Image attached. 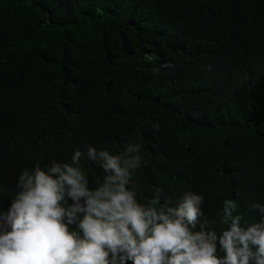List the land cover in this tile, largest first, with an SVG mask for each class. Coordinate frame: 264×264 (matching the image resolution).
Wrapping results in <instances>:
<instances>
[{"label": "trees", "instance_id": "trees-1", "mask_svg": "<svg viewBox=\"0 0 264 264\" xmlns=\"http://www.w3.org/2000/svg\"><path fill=\"white\" fill-rule=\"evenodd\" d=\"M129 141L141 197L264 203V0H0V206L22 169Z\"/></svg>", "mask_w": 264, "mask_h": 264}, {"label": "clouds", "instance_id": "clouds-1", "mask_svg": "<svg viewBox=\"0 0 264 264\" xmlns=\"http://www.w3.org/2000/svg\"><path fill=\"white\" fill-rule=\"evenodd\" d=\"M142 148L84 143L22 169L0 206V264H264V203H247L246 218L234 198L209 216L203 192L141 197Z\"/></svg>", "mask_w": 264, "mask_h": 264}]
</instances>
